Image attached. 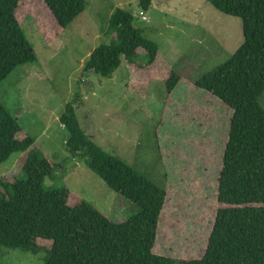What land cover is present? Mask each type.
I'll list each match as a JSON object with an SVG mask.
<instances>
[{
    "label": "rangeland",
    "instance_id": "rangeland-1",
    "mask_svg": "<svg viewBox=\"0 0 264 264\" xmlns=\"http://www.w3.org/2000/svg\"><path fill=\"white\" fill-rule=\"evenodd\" d=\"M42 1L19 0L16 16L36 59L0 80V101L18 119V138H34L33 148L53 164L45 185L67 187L70 203L84 199L113 221L130 212L129 200L67 149L69 134L59 117L72 103L90 139L165 187L153 251L201 257L220 205L231 109L194 81L241 45V18L207 0H152L146 10L140 0H86L83 12L60 27ZM118 7L129 10L133 25L158 45L156 60L143 67L123 60L109 77L84 70L89 52L114 37L108 27ZM171 69L181 78L169 93L165 79ZM260 103L264 107V92ZM23 155L14 151L0 164V181L23 175ZM38 243L49 247L51 240ZM43 256L44 251L2 247L0 264H44Z\"/></svg>",
    "mask_w": 264,
    "mask_h": 264
},
{
    "label": "trees",
    "instance_id": "trees-1",
    "mask_svg": "<svg viewBox=\"0 0 264 264\" xmlns=\"http://www.w3.org/2000/svg\"><path fill=\"white\" fill-rule=\"evenodd\" d=\"M207 1L241 18L243 41L227 60L194 81L231 109L217 187L220 205L203 255L184 259L153 251L165 187L90 139L72 103L59 117L69 134L67 149L128 199L130 212L123 221H113L84 199L70 203L67 187L46 186L53 164L33 148L34 138H18V119L0 101V164L12 152H24L23 175L0 181V249L44 251V264H264V0ZM42 2L60 27L86 7V0ZM151 2L140 0V7L146 10ZM18 3L0 0V80L36 59L16 16ZM108 28L114 37L89 52L84 70L109 77L123 60L140 67L154 63L158 45L133 25L129 10L116 8ZM180 78L169 71L167 92ZM39 239L51 240V245L39 244Z\"/></svg>",
    "mask_w": 264,
    "mask_h": 264
},
{
    "label": "built area",
    "instance_id": "built-area-1",
    "mask_svg": "<svg viewBox=\"0 0 264 264\" xmlns=\"http://www.w3.org/2000/svg\"><path fill=\"white\" fill-rule=\"evenodd\" d=\"M144 17V16H143Z\"/></svg>",
    "mask_w": 264,
    "mask_h": 264
}]
</instances>
